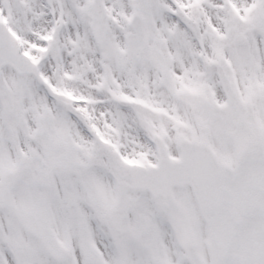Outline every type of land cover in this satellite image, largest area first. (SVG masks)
<instances>
[{
  "label": "snow or ice",
  "instance_id": "6c2138e0",
  "mask_svg": "<svg viewBox=\"0 0 264 264\" xmlns=\"http://www.w3.org/2000/svg\"><path fill=\"white\" fill-rule=\"evenodd\" d=\"M0 264H264V0H0Z\"/></svg>",
  "mask_w": 264,
  "mask_h": 264
}]
</instances>
